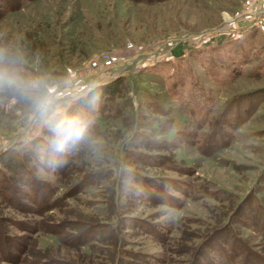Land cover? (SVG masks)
I'll list each match as a JSON object with an SVG mask.
<instances>
[{"label":"rangeland","instance_id":"374dc122","mask_svg":"<svg viewBox=\"0 0 264 264\" xmlns=\"http://www.w3.org/2000/svg\"><path fill=\"white\" fill-rule=\"evenodd\" d=\"M263 6L0 0V66L56 87L62 115L102 91L81 157L0 91V264H264Z\"/></svg>","mask_w":264,"mask_h":264},{"label":"clouds","instance_id":"9594fccd","mask_svg":"<svg viewBox=\"0 0 264 264\" xmlns=\"http://www.w3.org/2000/svg\"><path fill=\"white\" fill-rule=\"evenodd\" d=\"M3 57L0 56V64ZM0 91L19 97L29 106V118L51 125L52 147L63 151L90 138V122L62 115L61 94L58 89L42 78L25 79L14 71L0 67Z\"/></svg>","mask_w":264,"mask_h":264},{"label":"trees","instance_id":"16d2710c","mask_svg":"<svg viewBox=\"0 0 264 264\" xmlns=\"http://www.w3.org/2000/svg\"><path fill=\"white\" fill-rule=\"evenodd\" d=\"M4 1V4L6 5V0H3ZM26 1H31V0H26ZM4 7V6H3ZM183 47L181 48V43L177 42L176 44H174L172 46V48L170 49V52L174 55V56H180L183 54ZM182 52V53H181ZM16 65H14L15 67ZM0 67H4V65L0 66ZM18 66H16L15 68H18ZM5 68V67H4ZM97 93H99V96H101L102 98V91H96L95 93H92V90L90 91V93L88 95H86L85 93L84 94H81L80 96L77 97V100L76 101V106H74V103L70 104V105H67L65 107L66 111H65V115L66 116H69V117H76V118H80L82 119L83 117V112L81 111V108H84V105H88V99L89 98H94L97 96ZM11 94V93H10ZM89 108V107H88ZM84 120V119H83ZM94 128L91 127L90 130H92ZM123 133V132H122ZM35 142V141H34ZM86 142H81L79 144H77V146L73 149L71 148V146L69 147L70 148V152H71V155H75V157H81L86 151H87V146H86ZM111 143V146H110V150H109V154L113 157L112 159H109L108 158V161H107V164L113 162L114 160V157H116L117 155V149L119 147V144L121 142L118 141V137H115L113 142H110ZM154 144H156V146H159V144L157 142H154ZM47 143L46 141H43V140H40L38 143L35 144L36 147H40L42 149H44L46 147ZM166 158L164 157L162 160H157V158H153V160L150 158H148L147 161H142L144 162V164H148V165H153V164H158L157 166H162L164 164V160ZM118 163V159L116 158V162H115V165H117ZM161 164V165H159ZM123 171V170H122ZM120 171V177L122 178L123 176V172ZM126 173L128 174L127 176H130V179H134V181L136 182V184H138L137 186V190L135 188H133V190H135V198H137L138 200H142L143 198L145 200H153L155 197H154V192L150 193L148 191L147 188H150L152 186H154L153 184V180H150L148 177H146L145 175L143 174H136L134 171H126ZM12 180V179H11ZM41 181H39V185H42V183H40ZM166 183V182H165ZM35 190L37 191V188L35 187ZM131 190V189H129ZM161 190H157L155 191L157 195H162V194H159ZM131 194V193H129ZM134 195V193H133ZM163 198V196H162ZM40 201V200H39ZM65 204H61V207L60 209L64 206ZM147 225V224H146ZM94 226L96 225H91L90 228H88L87 230V235L88 234H91L92 232H94ZM86 232V231H85ZM85 236V235H83Z\"/></svg>","mask_w":264,"mask_h":264},{"label":"built area","instance_id":"2783aa9c","mask_svg":"<svg viewBox=\"0 0 264 264\" xmlns=\"http://www.w3.org/2000/svg\"><path fill=\"white\" fill-rule=\"evenodd\" d=\"M263 8H264V6H263Z\"/></svg>","mask_w":264,"mask_h":264}]
</instances>
